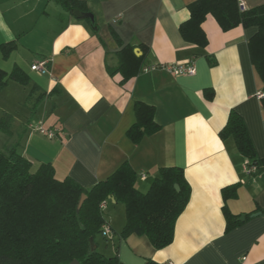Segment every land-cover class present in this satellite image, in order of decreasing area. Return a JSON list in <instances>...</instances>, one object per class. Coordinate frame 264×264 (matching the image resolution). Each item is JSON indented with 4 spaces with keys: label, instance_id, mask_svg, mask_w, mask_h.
Returning a JSON list of instances; mask_svg holds the SVG:
<instances>
[{
    "label": "crops",
    "instance_id": "obj_1",
    "mask_svg": "<svg viewBox=\"0 0 264 264\" xmlns=\"http://www.w3.org/2000/svg\"><path fill=\"white\" fill-rule=\"evenodd\" d=\"M84 1L98 34L57 0H0V45L16 44L7 58L0 50V68L11 72L19 67L31 79L27 86L11 81L0 92V115L13 116L8 144L17 146L33 170L51 163L57 179L70 177L85 188L126 161L138 172L137 187L143 192L162 168L184 169L191 196L166 248L156 249L146 236L122 238L125 206L119 203L118 221L110 209L118 202L106 204L114 235L103 251L118 254L124 264L148 259L158 264H264V166L249 174L234 139L219 136L235 110L264 161L263 84L248 44L257 29L224 31L210 16L203 24L208 45L201 50L180 32L196 0ZM239 1L247 10L264 5V0ZM127 45L137 57L145 52L146 57L143 70L125 80L123 73L111 72ZM43 59L48 74L31 69ZM191 61L196 66L192 76L144 71ZM43 92L48 95L38 99ZM137 102L153 106L161 125L138 144L127 135L137 121ZM32 121H42L46 129L58 127L59 135L49 139L30 127ZM235 184L237 198L225 202L223 189ZM225 206L237 217L229 231Z\"/></svg>",
    "mask_w": 264,
    "mask_h": 264
},
{
    "label": "trees",
    "instance_id": "obj_2",
    "mask_svg": "<svg viewBox=\"0 0 264 264\" xmlns=\"http://www.w3.org/2000/svg\"><path fill=\"white\" fill-rule=\"evenodd\" d=\"M57 1L71 14L76 9L89 12L84 0ZM189 10L190 18L180 25V32L185 41L201 50L208 45L203 24L210 16L224 31L239 26L257 29L248 44L252 65L263 84L264 105V5L242 10L239 0H196L189 5ZM88 21L98 34L97 22ZM15 46L14 42L0 45L5 58ZM145 57L146 52L137 57L134 47L127 45L119 52L120 65L111 73L121 72L125 80L135 76L143 70ZM30 80L19 67L11 72L0 68V92L11 81L27 86ZM207 94L213 98L214 91L209 90ZM47 95L43 92L38 99ZM135 108L137 121L127 135L138 144L145 136L159 132L161 125L155 120L153 106L137 102ZM12 121L11 113L4 112L0 118V129L10 136ZM59 132L60 129L56 137ZM219 136L223 141L234 139L248 167H256L258 172L264 166L244 119L235 110L231 111ZM138 178V172L126 161L105 180L85 188L70 177L57 179L51 163H43L33 170L32 162L16 145H9L7 152L0 150V264H70L74 260L80 264H124L118 254L102 253L97 242L99 235L104 236V225H109L105 207L112 199L125 206L122 238L146 236L156 249L166 248L174 241L177 220L191 196L185 171L178 166L162 168L146 192L137 187ZM238 188L235 184L223 189L225 202L237 198ZM83 194L87 199L78 211ZM224 214L229 231L237 225V217L226 206ZM145 264L158 263L148 259Z\"/></svg>",
    "mask_w": 264,
    "mask_h": 264
},
{
    "label": "built area",
    "instance_id": "obj_3",
    "mask_svg": "<svg viewBox=\"0 0 264 264\" xmlns=\"http://www.w3.org/2000/svg\"><path fill=\"white\" fill-rule=\"evenodd\" d=\"M240 7L242 10H247L245 5L243 3L240 2ZM121 19V17H117L115 22L119 21ZM31 69L33 71H37L40 72L42 74H48L49 73V66H48V60L47 59H43L37 63H35L34 65H32ZM155 69H164L167 70L168 72H171L175 75H195L196 74V66L194 62H189L186 64H178V65H164V66H160V65H152L149 67H145L144 71H150V70H155ZM259 97L262 98L263 94L259 93ZM31 128H34L36 131L40 132L43 135H46L49 139H53L56 137L59 129L54 128V129H46L43 125L42 121L36 122L33 121L30 124ZM257 172L256 167H248V173L249 174H255ZM141 177L143 179H145L146 175L145 174H141ZM103 234L104 236H106L108 239H112L113 238V231L110 227V225H104L103 227ZM164 264H175L174 262H167Z\"/></svg>",
    "mask_w": 264,
    "mask_h": 264
},
{
    "label": "rangeland",
    "instance_id": "obj_4",
    "mask_svg": "<svg viewBox=\"0 0 264 264\" xmlns=\"http://www.w3.org/2000/svg\"><path fill=\"white\" fill-rule=\"evenodd\" d=\"M3 114V113H2ZM1 114V115H2ZM1 115H0V118H1ZM9 137L10 135H8L7 133L3 132V130L0 129V150L2 152H7V147L10 145L8 144V141H9ZM112 211H114L115 213V218L118 219L119 221V203L115 206H111L110 208ZM114 209V210H113ZM107 217H108V213L109 211H105ZM97 242L99 244V250L102 252V253H105L103 250L105 249L106 246L110 245L111 244V240L109 239L108 242L107 240L105 239V237L103 235H99L97 237ZM106 254V253H105ZM107 255V254H106Z\"/></svg>",
    "mask_w": 264,
    "mask_h": 264
},
{
    "label": "water",
    "instance_id": "obj_5",
    "mask_svg": "<svg viewBox=\"0 0 264 264\" xmlns=\"http://www.w3.org/2000/svg\"><path fill=\"white\" fill-rule=\"evenodd\" d=\"M73 16L76 18V19H80V20H90L92 24H95L96 23V20H95V16L93 13L91 12H85V11H81V10H74L73 12ZM176 190L179 191L180 188L178 185L175 186ZM87 199V196L85 194L82 195L81 197V200L79 202V205H78V211L81 210L85 200ZM112 201L116 202L115 199H112ZM244 217L241 218V220H243ZM70 264H80L78 260H74L72 263Z\"/></svg>",
    "mask_w": 264,
    "mask_h": 264
}]
</instances>
